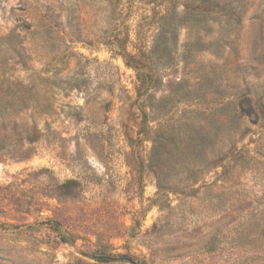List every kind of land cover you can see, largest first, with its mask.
<instances>
[{"label":"rangeland","instance_id":"374dc122","mask_svg":"<svg viewBox=\"0 0 264 264\" xmlns=\"http://www.w3.org/2000/svg\"><path fill=\"white\" fill-rule=\"evenodd\" d=\"M127 257L264 264V0H0V264Z\"/></svg>","mask_w":264,"mask_h":264},{"label":"trees","instance_id":"16d2710c","mask_svg":"<svg viewBox=\"0 0 264 264\" xmlns=\"http://www.w3.org/2000/svg\"><path fill=\"white\" fill-rule=\"evenodd\" d=\"M98 260H109V257H99V259ZM124 260H126L127 262H130V263H132V264H136L135 263V258H132V257H130V258H124Z\"/></svg>","mask_w":264,"mask_h":264}]
</instances>
